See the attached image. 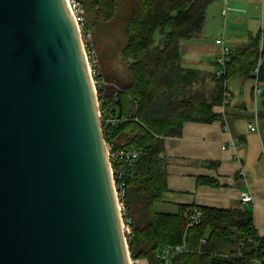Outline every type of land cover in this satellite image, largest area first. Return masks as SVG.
<instances>
[{
  "label": "water",
  "instance_id": "1",
  "mask_svg": "<svg viewBox=\"0 0 264 264\" xmlns=\"http://www.w3.org/2000/svg\"><path fill=\"white\" fill-rule=\"evenodd\" d=\"M0 264H130L67 0H0Z\"/></svg>",
  "mask_w": 264,
  "mask_h": 264
},
{
  "label": "trees",
  "instance_id": "2",
  "mask_svg": "<svg viewBox=\"0 0 264 264\" xmlns=\"http://www.w3.org/2000/svg\"><path fill=\"white\" fill-rule=\"evenodd\" d=\"M79 1L94 34L118 22L125 37L121 58L126 82L121 86L112 82L113 89L100 91L106 113L117 110L127 118L107 127L106 140L116 149L142 151L136 161L122 166L131 256L165 264L162 249L180 246L182 251L172 254L170 264H264V237L248 209L187 204L169 212L156 209L168 192L164 138L180 136L185 122L217 120L224 80H264V14L260 30L230 50L225 73L218 75L184 66L180 45L200 32L206 8L215 0ZM99 77L105 79L103 71Z\"/></svg>",
  "mask_w": 264,
  "mask_h": 264
},
{
  "label": "crops",
  "instance_id": "3",
  "mask_svg": "<svg viewBox=\"0 0 264 264\" xmlns=\"http://www.w3.org/2000/svg\"><path fill=\"white\" fill-rule=\"evenodd\" d=\"M224 5L225 17L221 14ZM263 14L264 0L213 1L206 8L200 32L180 43L182 62L201 70L216 71L220 46L215 39L223 36L231 50L260 30ZM103 75L110 84L121 86L126 82L124 77H107L104 71ZM258 82L260 89L256 94L255 78L232 79L231 97L224 108H217L220 112L217 120L185 122L180 136L164 138L168 186L164 202L175 209L179 204L246 208L257 232L264 237V80L258 79ZM110 90L107 87L105 92ZM255 114L258 130H251L249 124ZM242 192H250L253 200L242 203Z\"/></svg>",
  "mask_w": 264,
  "mask_h": 264
},
{
  "label": "built area",
  "instance_id": "4",
  "mask_svg": "<svg viewBox=\"0 0 264 264\" xmlns=\"http://www.w3.org/2000/svg\"><path fill=\"white\" fill-rule=\"evenodd\" d=\"M67 3L69 5V8L71 10V13L77 23V26L80 30L81 39L86 51V57L89 65V70L93 78V84L96 88L98 97H99V108H100V115H101V121H102V128L103 132L105 129H107L108 126H115L119 125L122 122H124L127 118L123 115H119L118 111L116 112H109L106 113V109H101L100 102L102 100L101 97H103V92L100 91L101 88L105 89L107 87L113 89L114 85L110 84L108 81L103 79L102 77H99L101 74V70L98 65V59L95 53V50L90 46V37L91 32L90 29L87 26L86 18H85V10L83 8L82 3L79 0H67ZM227 12V7L224 5L221 9V14L223 17H225ZM263 26V19H262V25ZM215 43L220 46V52L216 57V62L218 65V68L216 70L218 75H223L225 73V63L228 59L229 54V46L225 43V40L223 36H220L215 39ZM262 61V57H259L257 66L254 70L255 74L257 75L259 65ZM224 93H223V102L221 107L224 108L231 97L232 87L230 85V82L228 80H224ZM255 88L259 89V82L256 80ZM119 91V88L114 89V93L116 94ZM103 101V100H102ZM111 111V110H109ZM258 117L257 114L254 116L253 122L249 124V127L251 130H258L257 125ZM106 146L109 151V159L112 167V172L115 180V187L117 190L119 205L121 214L123 217V226H124V232L126 235V239L128 241L132 238V229H131V219L128 217L125 209V205L123 203L122 197L124 195V183L122 181V166L126 163L132 164L134 161L137 160V158L142 153L141 150L135 149V148H114L113 142L108 139L106 142ZM233 145V142L231 143ZM241 202L244 204H247L253 200V196L250 192H242L240 196ZM182 251V247L180 246H174V247H165L162 249L161 257L165 259V264L171 263V256L173 253ZM131 264H147L146 260L144 258L135 257L133 258L131 256Z\"/></svg>",
  "mask_w": 264,
  "mask_h": 264
},
{
  "label": "rangeland",
  "instance_id": "5",
  "mask_svg": "<svg viewBox=\"0 0 264 264\" xmlns=\"http://www.w3.org/2000/svg\"><path fill=\"white\" fill-rule=\"evenodd\" d=\"M258 10H259V19L261 20L260 18V16H262L261 6L260 8H258ZM220 29H222L221 26H220ZM90 32H91L90 46L93 48V50H95L100 70L101 71L103 70L105 76L107 77H116V78L124 77L125 78V75L123 73V67H122L123 61L121 58V51L125 44V37L123 36L122 31L120 30L119 23L116 22V23H111V24L106 25L105 28H103L102 31H99L98 34H94L91 30ZM156 38L158 41L161 38V35L157 34ZM181 42H185V41L182 40ZM183 62H184V65L191 67L189 64L186 63V61H183ZM217 68H218V65L216 66V69ZM254 78L255 80L258 81L257 77H254ZM259 89L254 88V91L256 94H258ZM257 102L259 104L260 95L258 97ZM100 107L102 110L105 109L104 102L102 100L100 102ZM258 109H261L260 105L258 106ZM105 132H106V129L104 131V136H105ZM156 209L159 211H168V212L175 210V208H173L172 206H170L168 203H165V202L156 203ZM139 258H143V257H139ZM144 259L146 260V263L149 264L148 260L146 258Z\"/></svg>",
  "mask_w": 264,
  "mask_h": 264
},
{
  "label": "bare ground",
  "instance_id": "6",
  "mask_svg": "<svg viewBox=\"0 0 264 264\" xmlns=\"http://www.w3.org/2000/svg\"><path fill=\"white\" fill-rule=\"evenodd\" d=\"M130 264H131V256H130Z\"/></svg>",
  "mask_w": 264,
  "mask_h": 264
}]
</instances>
